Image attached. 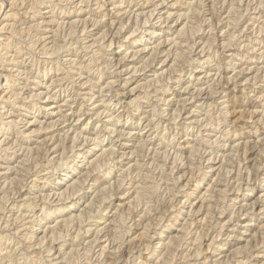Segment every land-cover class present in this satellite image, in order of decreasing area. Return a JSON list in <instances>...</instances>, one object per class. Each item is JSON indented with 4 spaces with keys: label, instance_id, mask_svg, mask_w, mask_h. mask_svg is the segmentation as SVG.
<instances>
[{
    "label": "clouds",
    "instance_id": "obj_1",
    "mask_svg": "<svg viewBox=\"0 0 264 264\" xmlns=\"http://www.w3.org/2000/svg\"><path fill=\"white\" fill-rule=\"evenodd\" d=\"M0 264H264V0H0Z\"/></svg>",
    "mask_w": 264,
    "mask_h": 264
}]
</instances>
